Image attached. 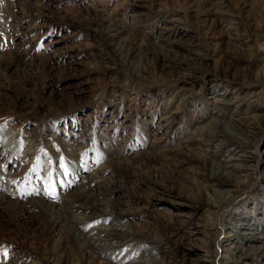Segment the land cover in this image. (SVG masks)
<instances>
[{
    "label": "rangeland",
    "instance_id": "rangeland-1",
    "mask_svg": "<svg viewBox=\"0 0 264 264\" xmlns=\"http://www.w3.org/2000/svg\"><path fill=\"white\" fill-rule=\"evenodd\" d=\"M235 2L0 0V264H118L145 247L164 264H221L225 225L253 191L264 193V154L217 220L201 206L205 191L193 199L205 155L195 148L190 163L182 157L214 99H239L238 108L219 107L226 117L235 109L247 121L264 116V0ZM105 17L124 33L108 36ZM231 56H253L252 72L226 73ZM244 73L250 79L235 80ZM91 193L141 241L90 257L49 205L68 198L67 215L87 216L78 229L90 234L110 225Z\"/></svg>",
    "mask_w": 264,
    "mask_h": 264
},
{
    "label": "bare ground",
    "instance_id": "bare-ground-1",
    "mask_svg": "<svg viewBox=\"0 0 264 264\" xmlns=\"http://www.w3.org/2000/svg\"><path fill=\"white\" fill-rule=\"evenodd\" d=\"M252 3H255V1H252ZM234 4L236 8L239 9L240 7L242 8L247 6V0H243L241 2L236 0ZM260 9L263 10L262 8ZM259 18L263 19V16L261 15ZM103 19L104 20L101 21L103 22V27L109 32V34H111L108 36L118 37L124 33L123 29L117 26L114 19L110 17H105ZM258 25L254 24L253 26L256 27ZM165 32H167V30L166 28H163V35ZM160 36L161 34L158 35V41L161 39ZM257 38H260L262 41H264V36L262 35L257 36ZM243 40L244 43H250L251 31H248L245 34ZM249 51L252 52L251 48ZM204 58L205 57H203V59ZM254 63L255 59L253 56L250 61L241 59L240 57H232V59L227 64L226 73H228L231 69L239 71L241 67H249V72H252L251 69L254 67ZM174 65L177 66L176 63H173L172 67ZM141 67L142 64H138L137 68H135L137 69V75H139V73L144 70V66L142 67L143 70H141ZM198 69V72L195 70L185 69L187 72L184 77L195 79V76H200L199 73H201L203 70L201 67ZM234 78H236V81H245L250 79V73H244L243 77L238 75ZM212 93L215 94V90H213ZM238 101L239 99L228 102H224L221 99H214L213 103L216 104L213 108V111L210 112L211 116L208 118V122L204 124V127L202 128L203 130L201 131L197 132V130H200V128L193 129V136H198L192 140V147L189 146L190 144L186 145V147L189 148L184 147V150L187 152V158L182 157V163L191 162V160L188 158L190 155L188 154H190V152L195 148L196 150H200L205 155L207 164L204 169L202 168L201 173L196 175V179L193 180L194 182L191 186H193L194 191L193 199H195V197H197L203 191L207 193V200L201 204V206L205 212L213 216L214 220H217L220 212L224 210L233 200L236 189H243L245 186H247L246 184H248L252 173L255 174L254 170L259 160L257 153L260 148L259 154H264V147L260 145L261 138L264 135V116L255 115L253 116V118H255L254 121H247L241 117H236L238 114L237 109L232 111L229 117H226L225 114L221 113L222 110L219 109L220 106H225L224 108L226 110H228V108H238ZM165 118L169 120L168 117ZM186 143L187 142H184L183 144ZM182 156L185 157V154H182ZM261 171L264 175V163ZM93 175L94 173L92 175L89 174L86 178H89L90 176L93 178ZM97 187V185L94 186V190H98ZM81 191L83 194L85 190ZM99 195L100 194L92 195L91 193L92 197L89 196L88 198L93 199L94 203H96H93V208H96L97 206H104L102 207L104 208L103 210L99 209L98 211L103 214L104 219L107 220L110 225L107 227L93 228V231L91 230L90 234L82 233L78 229L79 223L84 221L87 216L75 214L69 216L67 215V207L70 206L67 204L68 198L64 200L66 202L63 201L57 205H49L54 211H60L63 214L65 225L73 230V237L75 241L77 240L80 242L83 240L84 250L86 253H88L90 257H93L97 260L103 257V255H105L103 253L105 252L120 253L125 246L127 248L132 243L141 241V236H139L138 233H134L128 228L126 224H121V221L124 219V215H119L111 210H108L107 202H104V199L99 200L98 197H101V195ZM248 197L249 199L245 200L239 205V207H244L242 210V216L238 218L239 220L225 225L226 247L223 249V254L221 255V264H253V262L259 263L260 260H264V234H259V230L264 231V193L253 191L252 195ZM250 204L252 206L249 208ZM34 205L37 208H43L41 201H34ZM250 209L252 210V214ZM85 210L90 211V209L87 207ZM60 222L61 220H59V224ZM215 225L216 223L211 221L208 230L210 232L214 231ZM253 242L256 244L253 245ZM244 243H247V245L243 249L241 246L245 245ZM148 249L150 248L145 247L142 250L145 251L143 254L141 252H136V257L134 256V250L132 251L129 249L126 251V253H124L121 259H117L116 262H118V264L165 263L160 261L159 257L151 255L150 250L148 251ZM127 255H131V258L128 260H123ZM206 255H209L208 252H206ZM105 264L109 263L106 262Z\"/></svg>",
    "mask_w": 264,
    "mask_h": 264
}]
</instances>
